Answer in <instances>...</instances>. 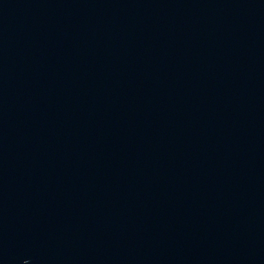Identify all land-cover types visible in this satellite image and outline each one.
Returning <instances> with one entry per match:
<instances>
[{
    "label": "water",
    "instance_id": "obj_1",
    "mask_svg": "<svg viewBox=\"0 0 264 264\" xmlns=\"http://www.w3.org/2000/svg\"><path fill=\"white\" fill-rule=\"evenodd\" d=\"M0 264H264V0H0Z\"/></svg>",
    "mask_w": 264,
    "mask_h": 264
}]
</instances>
